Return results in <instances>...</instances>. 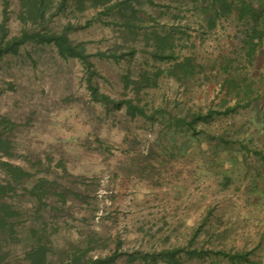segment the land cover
<instances>
[{"label":"rangeland","instance_id":"374dc122","mask_svg":"<svg viewBox=\"0 0 264 264\" xmlns=\"http://www.w3.org/2000/svg\"><path fill=\"white\" fill-rule=\"evenodd\" d=\"M52 5L49 31L87 57L28 42L0 58V184L18 212L4 264L38 246L52 264H166L181 248L179 264H264V27L212 0ZM25 12L0 0L9 37Z\"/></svg>","mask_w":264,"mask_h":264},{"label":"trees","instance_id":"16d2710c","mask_svg":"<svg viewBox=\"0 0 264 264\" xmlns=\"http://www.w3.org/2000/svg\"><path fill=\"white\" fill-rule=\"evenodd\" d=\"M21 1L24 2V6L26 7V12L24 16H22L25 27L20 35L9 37L8 32L5 29V23H0V58L5 54H17L20 48L28 42L54 44L57 47L60 55L66 59H85L87 57L84 53L83 48L73 45L68 37V29H66L62 34H56V32L49 31L48 26L53 20L55 14L48 15V11L53 6L52 3L54 0ZM111 1L112 0H101V2H98V0H93L95 6L106 4ZM211 7L214 11L215 17L234 15L240 20H243L246 17H251L253 19L254 25H262L264 27V0H262L260 8H257L253 4L248 3L244 0L240 1L239 3H236L235 1L230 2L229 0H212ZM142 16L144 18H150L148 14L141 10H132L131 17H134V19H136V17L140 18ZM125 25L128 29H131L132 27L131 21L128 18L127 22L125 21ZM258 35V37L262 39L264 33ZM177 68H182L186 72H190L192 70L189 62L178 63ZM94 94L97 95V90H94ZM103 99L108 102V97H103ZM131 107L132 106H130V108ZM132 108H134V110L139 109L137 107ZM199 118L201 117L199 116ZM0 143L3 145L5 142L4 140L0 139ZM6 152L10 154V152ZM4 167L7 174L14 180H19L22 177H28L30 175L28 172L24 171L23 168L14 166L9 162H5ZM10 190L11 186L9 184H0V264H4L8 256V254L4 251V244L6 243L7 239L3 234L9 232L11 237V234L13 232V223L8 220L18 215V212L12 210L11 205L4 201L8 196ZM181 251L182 248L167 250L162 252L160 256H162V259H164V262L166 264H179V262L177 261V257L181 253ZM193 254H199V252L197 250H194ZM220 254L230 258L233 262L236 263L243 264L249 261L248 253L236 252L235 254ZM25 258L30 262V264H52L48 260L47 249L43 246L32 248L25 254ZM115 259L116 257H107L105 259L100 258L96 260H90V264L111 263Z\"/></svg>","mask_w":264,"mask_h":264}]
</instances>
